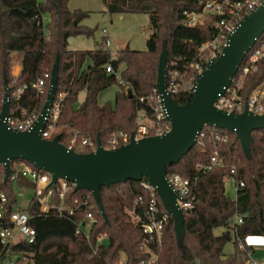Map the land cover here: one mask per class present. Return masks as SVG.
I'll use <instances>...</instances> for the list:
<instances>
[{
  "label": "trees",
  "instance_id": "1",
  "mask_svg": "<svg viewBox=\"0 0 264 264\" xmlns=\"http://www.w3.org/2000/svg\"><path fill=\"white\" fill-rule=\"evenodd\" d=\"M199 1L103 0L109 13H147L149 16L151 33L146 49L126 46L112 55L107 35L93 49L69 48L71 36H92L95 31L82 23L89 12L80 8L71 10L69 0H0L1 70L11 81L13 59L21 63V72L14 85L28 86L23 104L32 109L41 103L31 84L45 71H51L57 62L56 93H66L58 118V124L62 126L60 141L67 145L73 139L77 142L80 137L89 136L93 142L99 138L102 144H106L113 133L134 130L138 110H144L149 117L155 118L152 96L156 93L162 50L166 52L169 70L178 68L186 72L180 90L172 95L173 100L178 104L191 100L196 76L188 65L195 53L183 46L211 40L216 33L209 23L195 26L185 23L183 11H199ZM43 16H49L44 25ZM87 59L90 63L85 66ZM109 64L114 72L106 71ZM121 64L124 67L118 81L116 73ZM238 75L239 70L235 76ZM263 79L264 62L255 74L245 78V92ZM117 82L116 106L109 103L100 105L99 93ZM83 90L85 97L76 107L79 92ZM128 90L132 91V96ZM158 123L170 125L165 120ZM217 129L227 135V140L217 143L224 165L206 168L214 147L207 144L202 148L197 143L178 162L167 165L168 173L176 172L192 180L190 196L194 206L184 213L183 233H176L170 217L161 242L150 243L148 249L142 247L144 233L141 223L151 200L144 177L101 187L106 219L97 206L90 208L82 204L84 200L89 204L95 203L86 189L67 193V202L75 211L72 216L55 212L39 214V204L34 199L30 200L26 209L30 214L29 223L36 230V238L31 244L21 243L15 247L29 251L33 264H115L122 253L126 256L124 264H143L152 254L151 264H245L249 254L254 252L245 243L246 237H264V128L252 132L248 151L242 148L235 132ZM232 167H235L234 174L230 173ZM230 175L236 182L235 199L225 191V179ZM241 181L243 186L239 185ZM0 191L7 194L9 203L17 200L11 180L2 181ZM156 199L159 211H166L157 194ZM87 210L97 217L93 235L107 234L106 243L98 247L97 254L92 253L85 237L75 231L76 222L85 217ZM236 215L242 217V222L234 230L230 228V221ZM136 216L141 217L138 222L132 220ZM218 227L224 229L215 234L214 229ZM231 240L234 252L227 254L224 247Z\"/></svg>",
  "mask_w": 264,
  "mask_h": 264
},
{
  "label": "built area",
  "instance_id": "2",
  "mask_svg": "<svg viewBox=\"0 0 264 264\" xmlns=\"http://www.w3.org/2000/svg\"><path fill=\"white\" fill-rule=\"evenodd\" d=\"M262 1L200 0L201 9L199 11H183L187 25L195 26L209 23L216 30L211 40H202L195 44V56L193 61L189 63L188 68L193 70L196 78L207 64L221 53L227 43L228 35L235 29L243 16L259 7ZM47 21H49V16H43V25ZM103 33L106 35L108 29L103 28ZM262 35L257 39L241 63L239 75L234 76L224 93L219 95V98L215 102L217 109L235 114L246 110L255 114L264 113V79L248 92H245L244 87L245 78L248 75L255 74L259 70L261 63L264 62V36L262 37ZM208 50L212 54H215V56L209 57L207 55ZM106 71L110 73L114 72L111 64L106 66ZM20 72L21 63L19 65L15 62V64L11 65L10 70L12 80L8 81L0 67V119L4 103L7 101L9 109L7 116L4 118L6 125L9 128L24 131L29 130L33 126L44 106L50 88L51 71H45L31 84V88L35 90L41 103L32 109L23 104L25 100L24 92L28 86L26 84L14 85ZM185 75L186 72H181L178 68L168 69L167 90L171 96L180 90ZM65 95V92L55 94L44 130L41 132L43 139L50 140L57 134L60 135L62 126L58 124V118ZM152 98V108L155 118L149 117L144 110H138L135 119V129L131 132L113 133L107 143L102 144L104 148L112 149L127 144L131 136L138 140L147 136L161 135L170 129V125L163 126L158 123L160 120L169 121L167 120V114L162 106L157 88ZM147 118H151V124L147 123ZM204 127L198 133L196 143L202 148H205L207 144H211L214 147L210 153L206 168L211 169L214 165H224L225 160L217 148V143L227 140V135L221 133L215 127L211 126V129ZM76 134L77 132L75 131ZM75 142V139H73L66 146L79 152L94 151L97 147V142H93L89 136L82 137L78 147H76ZM230 173H235V167L231 168ZM166 176L170 186L177 193L179 208L183 213L190 211L194 206L193 198L190 196L192 180L176 172H167ZM7 179L13 183L17 200L9 203L7 194L4 191H0V264H33L32 254L29 251L15 247L21 243L31 244L36 238V230L29 223L30 214L26 209L27 205L24 206L19 200V195L25 193L18 185L19 181L26 182L30 189H32V196L29 201L32 199L37 201L39 204V214L55 212L59 215L68 216L74 215L75 212L74 207L67 202V193L70 190L74 191L75 182L64 177H58L55 182H52V174L50 172L40 169L25 160L10 161L8 174L5 172L4 164L0 163V183L2 181L5 182ZM144 185L151 192L149 210L145 216V220L141 223L144 233L142 247L148 249L150 243L161 242L163 230L171 215L167 210L164 212L159 211L155 188L148 182L144 183ZM239 185L243 186L244 183L241 181ZM82 204L90 206V208L97 206L95 203L89 204L88 200L82 201ZM134 218L135 222L141 219L139 216ZM96 222L97 217L91 210H87L85 217L81 221L76 222L75 230L77 234L85 237L93 254H97L98 247L106 243L107 240L105 232L93 235V227ZM241 222L242 217L236 215L230 221V228L235 230V226ZM240 246L241 248L243 247L242 245ZM252 254H249L245 264H264V259H256ZM151 261L143 264H151ZM124 262L121 264H124Z\"/></svg>",
  "mask_w": 264,
  "mask_h": 264
},
{
  "label": "water",
  "instance_id": "3",
  "mask_svg": "<svg viewBox=\"0 0 264 264\" xmlns=\"http://www.w3.org/2000/svg\"><path fill=\"white\" fill-rule=\"evenodd\" d=\"M263 33L264 0L259 7L245 14L228 35L221 53L196 78L191 90L192 98L184 104L176 103L167 90V59L163 51L156 88L170 129L161 135L138 140L131 136L127 144L112 149L104 148L99 138L96 150L79 152L63 144L59 134L50 140L41 137L57 89L58 63L55 62L44 106L29 130L12 129L6 125L4 118L9 104L7 101L4 103L0 119V163L4 164L8 174L10 161L26 160L50 172L52 182L58 177L75 182L74 190H88L105 219L101 187L145 177L173 218L179 235L184 230V213L178 206L177 193L167 180V165L178 162L194 147L197 135L205 125L235 132L242 148L249 150L252 132L264 128V113L255 114L247 110L239 114L228 113L217 109L215 102L231 84L247 53ZM128 94L133 95L131 90Z\"/></svg>",
  "mask_w": 264,
  "mask_h": 264
},
{
  "label": "rangeland",
  "instance_id": "4",
  "mask_svg": "<svg viewBox=\"0 0 264 264\" xmlns=\"http://www.w3.org/2000/svg\"><path fill=\"white\" fill-rule=\"evenodd\" d=\"M43 1V0H39ZM68 6L71 10L80 8L82 10L88 11L89 15L84 18L83 24L90 28H94V34L92 36L86 35H75L69 38V48L70 49H93L96 47L98 42H102L103 36V28L108 29V48L112 55H115L118 50L124 48L126 46L131 49L145 50L146 49V41L151 33V29L149 27V16L147 13H119L113 12L109 13L106 9V5L103 0H69ZM188 50L193 49L195 51L196 45L192 44L191 46H183ZM163 50L159 54V60L163 57ZM207 55L209 57H214L215 54H212L209 50L207 51ZM17 62L20 65L19 61H16L14 58L12 61V65ZM90 63V60L87 59L85 62V66ZM124 65L121 64L116 75L118 81L120 80L121 70ZM18 69V68H16ZM119 85L118 82L112 84L111 86L103 89L98 95V103L100 105L109 103L112 107L116 106L115 102V94L118 90ZM85 97V91L79 92L78 99L75 103V106L78 107ZM153 100V99H152ZM147 123L151 124V118L146 119ZM135 129V128H134ZM133 131V130H131ZM130 131V132H131ZM82 137H80L81 139ZM76 147H78L80 141L75 142ZM18 185L21 190L25 193L19 195V200L21 203L26 206L28 204L29 199L32 196V189L27 185L24 181H19ZM236 182L233 176H228L225 179V191L226 194L229 195L232 199L236 197ZM134 217L132 220L134 221ZM223 227H218L214 229L215 234H220L223 231ZM224 252L227 254H231L234 252V244L233 240L229 241L225 247ZM253 257L256 259H264V247L259 248L253 252ZM153 259V255H151L145 262L149 263ZM126 260V256L124 253L121 254L119 260L115 261V264H121Z\"/></svg>",
  "mask_w": 264,
  "mask_h": 264
},
{
  "label": "crops",
  "instance_id": "5",
  "mask_svg": "<svg viewBox=\"0 0 264 264\" xmlns=\"http://www.w3.org/2000/svg\"><path fill=\"white\" fill-rule=\"evenodd\" d=\"M245 243L251 246L254 251L264 247V237L249 235L245 239Z\"/></svg>",
  "mask_w": 264,
  "mask_h": 264
}]
</instances>
